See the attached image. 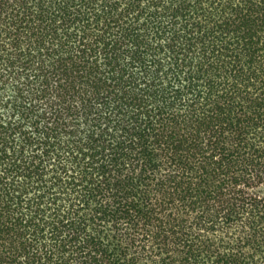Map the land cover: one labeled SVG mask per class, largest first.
<instances>
[{
  "label": "trees",
  "instance_id": "1",
  "mask_svg": "<svg viewBox=\"0 0 264 264\" xmlns=\"http://www.w3.org/2000/svg\"><path fill=\"white\" fill-rule=\"evenodd\" d=\"M0 264H264V0H0Z\"/></svg>",
  "mask_w": 264,
  "mask_h": 264
}]
</instances>
